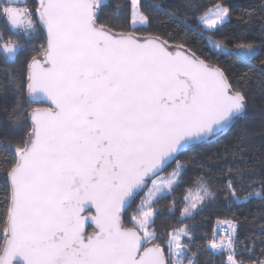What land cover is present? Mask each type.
Instances as JSON below:
<instances>
[{
  "label": "snow or ice",
  "instance_id": "6c2138e0",
  "mask_svg": "<svg viewBox=\"0 0 264 264\" xmlns=\"http://www.w3.org/2000/svg\"><path fill=\"white\" fill-rule=\"evenodd\" d=\"M20 3L0 0V16L26 37L42 25L46 46H39L41 59L31 58L25 81L15 83L14 105L6 110L13 124L31 126L4 148L12 156L3 158L9 184L0 225V264H184L185 259L198 264L186 228L169 234L167 253L158 243L145 246L160 238L149 230L155 223L152 198H163L182 181L185 165L176 160L181 151L243 117L245 92L220 67L170 51L156 36L98 25L103 0H38L35 21L31 9L16 6ZM132 4L131 23L149 26L139 0ZM229 15L228 8L216 6L198 17L197 24L213 30ZM214 47L218 54L250 63L258 53L254 43L240 42L230 49L216 42ZM23 50L21 44L0 45L6 63ZM260 65L264 69V60ZM14 80L10 73V82ZM44 101L53 106L20 111L24 102ZM173 160L176 167L167 178L152 180L153 188L131 218L134 226L124 227L122 210ZM243 173L240 167L228 169L224 197L237 205L264 200V185L244 190ZM195 184L196 191L188 189L185 196L184 218L217 196L204 176ZM88 207L95 208V215H82ZM86 220L95 225L88 235ZM236 230L231 224L227 240L210 242L211 249L228 252L227 264H244L237 259ZM182 236L188 243H182Z\"/></svg>",
  "mask_w": 264,
  "mask_h": 264
},
{
  "label": "trees",
  "instance_id": "16d2710c",
  "mask_svg": "<svg viewBox=\"0 0 264 264\" xmlns=\"http://www.w3.org/2000/svg\"><path fill=\"white\" fill-rule=\"evenodd\" d=\"M216 3H222L229 9L228 19L218 28L205 30L197 24V18ZM38 0H27V8L33 12L32 19L37 18ZM140 10L149 17V26L137 27L131 23L132 0H103L99 9L98 25L123 31L137 36H156L183 48L206 63L220 67L237 88L247 96V111L241 118L228 125L224 130L209 139L190 145L177 155L185 165L182 181L174 186L163 198L152 200L154 224L149 225L155 230L159 239L145 246L158 243L165 247L169 234L180 228H186L191 234L190 248L197 252L198 264H226L225 254H213L208 248L213 231L220 222L230 221L237 225L234 237L239 255L244 264H259L264 259V200L251 199L239 205L224 197L223 185L228 169L240 167L244 170V190L250 191L264 185V69L260 61L264 60V0H139ZM0 32L9 33L6 18L0 16ZM24 50L14 62H5L0 53V225L4 220V195L9 179L3 158L11 159L12 153H5L7 141L15 144L31 126L30 122L13 124L8 119L6 110H11L15 100V83H23L28 73V64L33 56L41 59L39 46H46V31L37 24L36 31L28 40H23ZM216 42L226 44L228 48L244 43L258 45L256 59L251 63L237 56L218 54ZM253 64L255 67H253ZM10 70V72H9ZM10 73L15 80L10 82ZM27 98L24 88L22 100ZM47 104L23 103L20 111L27 112L34 107H45ZM176 160L167 165L161 173L171 172L176 167ZM244 163H241V161ZM204 176L211 190L217 192L214 200L206 199L188 218L181 216L187 203L185 196L188 189L196 191L195 181ZM151 180V179H150ZM147 186L136 195L130 208L122 214L124 226L133 227L131 218L141 204ZM243 196L244 192H240ZM93 231L89 227L87 233ZM183 243L188 238L182 236ZM3 239L0 237V245ZM254 242V243H253ZM252 248V252L245 251ZM187 264V259L184 260Z\"/></svg>",
  "mask_w": 264,
  "mask_h": 264
},
{
  "label": "water",
  "instance_id": "95a60500",
  "mask_svg": "<svg viewBox=\"0 0 264 264\" xmlns=\"http://www.w3.org/2000/svg\"><path fill=\"white\" fill-rule=\"evenodd\" d=\"M27 3V0H22V3H20V4H18V5H16V6H18V7H20L21 8V10H23L24 8H25V4ZM6 24H7V26H8V28H9V30L11 31V32H14L15 30H13L12 29V26H11V24H10V22L9 21H7L6 20ZM45 29V28H44ZM45 31H46V29H45ZM134 35V34H133ZM0 37H2L1 35H0ZM9 43V42H8ZM11 43H13V44H17V43H15V42H11ZM3 44H6V42H1L0 43V45H3ZM170 50V49H169ZM177 50H180V51H183L186 55H192V56H194L193 54H191V53H189V52H187V51H185L183 48H181V47H176V48H174L173 50H170V51H173V52H175V51H177ZM194 58H197L196 56H194ZM15 59H16V57H15ZM197 59H199V58H197ZM212 66V65H211ZM214 67V66H213ZM44 103H46L47 105L45 106V107H42V108H47V107H52L53 105L51 104V102L50 101H44ZM227 126H225L223 129H220V130H218L216 133H214L213 135H216V134H218L219 132H221L222 130H224L225 128H226ZM213 135H211V136H209V137H207V138H205L204 140H202V141H205V140H207V139H209L210 137H212ZM202 141H199V142H197V143H200V142H202ZM197 143H195V144H197ZM177 157V156H176ZM174 161V160H173ZM173 161H171V162H173ZM170 162V163H171ZM170 163H168V164H170ZM167 164V165H168ZM167 165L163 168V170L167 167ZM162 170V171H163ZM161 171V172H162ZM161 172H159L158 174H160ZM157 174V175H158ZM156 175V176H157ZM153 177H155V176H153ZM152 177V178H153ZM151 178V179H152ZM150 180V179H149ZM149 180H147V184H148V181ZM125 210H122V212H121V219H122V214H123V212H124ZM82 215L83 216H85V217H91V216H93V215H95V208L94 207H88V208H86L85 210H84V212L82 213ZM89 227H92L93 228V231L92 232H90V233H87V230H88V228ZM124 227H127V226H124ZM95 231V225H94V223H92L91 221H89V220H86L85 221V234L86 235H88V234H91V233H93ZM142 235V234H141ZM2 244H3V242H2ZM146 247H150V246H146Z\"/></svg>",
  "mask_w": 264,
  "mask_h": 264
},
{
  "label": "built area",
  "instance_id": "2783aa9c",
  "mask_svg": "<svg viewBox=\"0 0 264 264\" xmlns=\"http://www.w3.org/2000/svg\"><path fill=\"white\" fill-rule=\"evenodd\" d=\"M233 224L232 222L230 221H226V222H220L216 228L214 229L213 231V234H212V237L209 241V244H208V248L211 250V252L213 254H221V253H224L225 254V259H226V264H227V256H228V252L227 251H223V252H220V251H217V250H213L211 249L210 247V242L215 239L217 240L218 242L221 240V238L223 237L225 240H227L228 238V234L230 232V225Z\"/></svg>",
  "mask_w": 264,
  "mask_h": 264
},
{
  "label": "rangeland",
  "instance_id": "374dc122",
  "mask_svg": "<svg viewBox=\"0 0 264 264\" xmlns=\"http://www.w3.org/2000/svg\"><path fill=\"white\" fill-rule=\"evenodd\" d=\"M216 6L226 7V6H225L224 4H222V3H216L215 5L211 6L209 9L214 10V9L216 8ZM226 8H227V7H226ZM209 9L206 10L203 14L207 13V12L209 11ZM139 10H140V7H139ZM133 11H134V5L132 4V8H131V17H132ZM140 11H141V10H140ZM203 14H202V15H203ZM228 17H229V16H228ZM227 19H228V18H227ZM227 19H226V20H227ZM168 46H169V49H170V50H173L174 48L177 47L176 45H173V44H170V45H168ZM256 46H257V48H258V45H256ZM172 172H173V171H171V172H167V173H160V174H158L157 176L153 177V178L150 180L147 189H146L145 192L143 193L142 198H147L148 193H149V190L153 188L152 180H157V181L159 182L160 180H163V179L167 178ZM154 198H155V197H153L152 200H153ZM143 210L146 211V210H147V206H145V208H144ZM149 230H150V229H149ZM150 231H151V230H150ZM141 234L143 235L142 232H141ZM181 240H182V237H181ZM182 243H183V241H182Z\"/></svg>",
  "mask_w": 264,
  "mask_h": 264
},
{
  "label": "flooded vegetation",
  "instance_id": "af4514ba",
  "mask_svg": "<svg viewBox=\"0 0 264 264\" xmlns=\"http://www.w3.org/2000/svg\"><path fill=\"white\" fill-rule=\"evenodd\" d=\"M25 7L27 8V3L25 4ZM32 34H31V36H32ZM0 35L3 37V39H0V43L2 41L6 42V43L15 42V43L21 44V45H22V43L24 44L23 40H28L31 37V36H29V37L24 36L22 31H20L19 34H16V31L11 32L10 30H9V33H6V34L0 32Z\"/></svg>",
  "mask_w": 264,
  "mask_h": 264
}]
</instances>
